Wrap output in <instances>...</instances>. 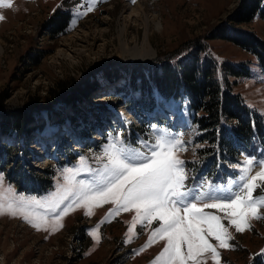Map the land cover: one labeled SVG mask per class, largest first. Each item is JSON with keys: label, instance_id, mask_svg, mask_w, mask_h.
<instances>
[{"label": "rangeland", "instance_id": "rangeland-1", "mask_svg": "<svg viewBox=\"0 0 264 264\" xmlns=\"http://www.w3.org/2000/svg\"><path fill=\"white\" fill-rule=\"evenodd\" d=\"M138 1L140 6L132 10ZM10 2L11 7H0L4 17L0 19V99L8 105L27 101L41 105L26 136L12 133L0 137L16 147L12 160H0L4 177L0 202L20 195L48 201L64 185V170L69 168L77 170V180H90L102 167L98 159L102 149L117 134L135 147H141L140 141L154 144L159 136L181 139L184 150H174V154L185 161V171L192 177L188 183L195 185L207 178L217 195L227 196L229 188L236 189L229 182L246 158L264 160V145L254 136L249 146L237 152L228 175L222 170L218 175L199 174L192 168L199 154L197 130L187 115L185 98L165 97L154 86L144 91L134 88L127 69L119 67L121 75L117 77L105 74L106 69L115 71L122 62L145 60L159 53L182 54L186 40L204 35L225 19L238 0ZM62 12L66 15L60 19L65 21L53 31L50 24L44 25L48 17ZM240 26L254 29L264 38L261 18ZM208 43L218 59L248 61L250 74L239 78L233 90L240 92L264 123V75L255 57L229 40L214 38ZM84 76L87 94L74 105L44 100L59 80L77 81ZM52 126L57 129L50 133ZM36 144L42 148H32ZM259 171L254 164L248 179ZM22 172L32 181L26 182ZM256 183L264 184L259 178ZM260 194V189L254 193ZM240 195L246 197L247 191ZM204 203L197 206L220 217L232 239L227 241L229 247L222 248L214 236L208 237L215 255L211 250L202 252L196 258L199 264H264V219H251L250 229L237 232L229 224L231 209L205 208ZM31 207L43 218L34 221L39 230L20 216L0 215V264H161L156 258L165 241H149L158 222H134L135 210L116 211L111 202L73 205L57 221L46 203ZM260 211L264 213V209ZM184 252L187 254L186 247Z\"/></svg>", "mask_w": 264, "mask_h": 264}, {"label": "snow or ice", "instance_id": "snow-or-ice-1", "mask_svg": "<svg viewBox=\"0 0 264 264\" xmlns=\"http://www.w3.org/2000/svg\"><path fill=\"white\" fill-rule=\"evenodd\" d=\"M0 7H11L10 0H0ZM139 143L144 150L126 143L117 134L115 140L102 149L98 157L102 167L90 180H77V170L65 169V183L50 200L23 195L16 200L6 199L0 202V215L20 216L39 230V223L34 221L42 222L43 218L32 211L33 205L46 203L59 221L73 205L90 207L111 202L116 211L135 210L133 221L140 225L158 222L149 241L155 242L157 238L165 241L156 258L161 264H188L190 260L199 264L196 258L202 252L211 250L215 255L216 250L208 237L214 236L222 248L229 247L227 241L232 236L220 217L205 212L198 203L211 200L214 202L204 203L205 208L231 209L229 224L234 225L237 232L250 229L251 219H264L260 211L264 209V184L256 183L258 178L264 182V160L246 158L241 162L244 166L238 168L237 175L229 182L235 184L236 189L229 188V195L223 196L216 194L215 186L207 178L195 185L188 183L192 177L185 171V161L174 154V150H184L181 139L159 136L154 144ZM254 164L261 171L249 180L248 172ZM3 183V173H0V184ZM257 189L261 190L260 195H254ZM8 190L13 191L11 187ZM245 190L247 196L241 198Z\"/></svg>", "mask_w": 264, "mask_h": 264}, {"label": "trees", "instance_id": "trees-1", "mask_svg": "<svg viewBox=\"0 0 264 264\" xmlns=\"http://www.w3.org/2000/svg\"><path fill=\"white\" fill-rule=\"evenodd\" d=\"M65 15L66 12H62L50 16L44 25L50 24L53 31L52 28L65 21L60 19ZM254 17L264 20V0H238L225 19L204 35L186 40L182 54L159 53L145 60L122 62L115 71L105 70L107 76L117 77L121 75L119 67L127 69L129 83L134 88L144 91L154 86L165 97L186 98L191 124L197 130L195 142L199 144V154L192 168L203 176L218 175L221 170L228 175L229 165L237 159V152L249 146L254 136L264 145V123L259 122L261 115L244 102L240 92L233 90L239 78L250 74L248 61L218 59L208 43L214 38L232 41L255 57L264 75V38L254 29L240 26ZM85 79L84 76L77 81L59 80L44 100L51 104L74 105L87 94L89 85ZM40 103L27 101L8 105L0 99V137L12 133L26 136L34 126V112L40 109ZM15 152L16 147L0 141L1 161L12 160ZM24 154H27L26 150ZM22 176L26 182L33 179L23 172Z\"/></svg>", "mask_w": 264, "mask_h": 264}, {"label": "bare ground", "instance_id": "bare-ground-1", "mask_svg": "<svg viewBox=\"0 0 264 264\" xmlns=\"http://www.w3.org/2000/svg\"><path fill=\"white\" fill-rule=\"evenodd\" d=\"M140 6V4H139V1L135 4V6L134 7H132V10H136V8L137 7H139ZM131 10V9H130ZM57 128H53V126L52 127H50L49 128V131H50V133H52V132H54V130H56ZM48 130V129H47ZM45 132V131H44ZM44 134V133H43ZM43 139V138H42ZM32 148H34L35 150H40L41 148H42V145L41 146H38V144H36V145H33L32 146Z\"/></svg>", "mask_w": 264, "mask_h": 264}]
</instances>
